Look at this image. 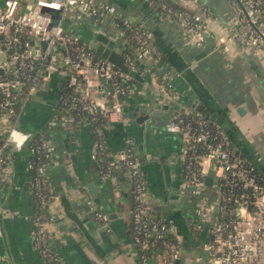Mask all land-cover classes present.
I'll use <instances>...</instances> for the list:
<instances>
[{"label":"crops","instance_id":"1","mask_svg":"<svg viewBox=\"0 0 264 264\" xmlns=\"http://www.w3.org/2000/svg\"><path fill=\"white\" fill-rule=\"evenodd\" d=\"M32 1L21 0L20 11ZM97 1L115 5L119 18H130L150 29L159 52L137 63L131 90L122 98L131 125L112 123L104 128L109 154L118 156L125 148L126 136L133 139L143 162L154 215L178 227L184 251L176 264H207V260L196 261V257L204 254L202 245L210 223L204 224L199 233L192 229L198 220V205L184 182L179 158L181 138L168 132L166 124L179 110L198 107L204 112L219 111L233 122L221 127L243 143L242 149L253 154V161L264 173V58L236 44L226 50L218 43L216 37L232 18L228 0H201L212 14L206 18L210 33L201 46L190 43L182 26L162 15L148 0ZM74 13L65 17L64 28L80 41L90 45V37L103 27L115 33L123 54L133 52L132 45L117 35L119 23L114 17L104 14L77 20ZM2 39L0 60H5L8 54ZM32 45L44 47L45 43L35 38ZM164 67L174 75L175 99H168L162 91ZM67 76L64 69L43 71L31 99L20 110L17 125L21 130L34 136L45 129L59 109ZM108 90L109 84L103 80L93 88L94 96L103 103L102 112L109 104L105 98ZM240 107L242 114L238 112ZM5 126L0 124V140L6 137L2 131ZM49 135L57 152L47 168L52 197L46 211L55 215L49 228L63 264H141L139 248L133 242L129 172L118 167L108 178L99 173V165L92 158L97 135L89 118H84L79 128L65 124L50 130ZM29 145L27 141L21 148L6 149L9 163L0 189V202L5 208L0 220V264H43L33 246L32 222L27 218L35 211ZM217 176L209 171L206 184L210 222L217 209ZM98 211L109 216L108 227L95 217ZM158 252H152L151 263L170 264Z\"/></svg>","mask_w":264,"mask_h":264},{"label":"built area","instance_id":"2","mask_svg":"<svg viewBox=\"0 0 264 264\" xmlns=\"http://www.w3.org/2000/svg\"><path fill=\"white\" fill-rule=\"evenodd\" d=\"M168 19L177 21L196 46L209 36L211 11L201 0H148ZM232 18L216 37L226 50L232 44L252 50L264 58V0H228ZM21 0H0V37L8 56L0 60V124H6V137L0 140V189L8 167L6 149L21 148L30 141L31 166L34 169V213L32 222L33 246L43 264H63L53 244L50 224L55 215L46 211L52 197L47 168L57 152L49 131L65 124L80 127L84 118L94 126L97 139L92 158L99 165V173L110 177L118 167L130 175L133 207L131 209L133 242L139 248L141 264H152V252L159 251L162 259L176 264L183 255L178 227L172 221L154 215L149 188L143 174L142 159L134 141L125 138V148L111 157L104 137V128L112 123L129 127L131 117L124 112L122 98L131 90L137 63L158 55L154 33L130 18H119L117 7L97 0H35L27 2L20 11ZM75 12V18L114 17L119 23L117 35L132 45L133 52L123 54L128 71L98 56L90 45L65 31L64 20ZM39 39L44 47L33 46ZM64 69L67 83L59 99V109L45 129L32 136L17 125L20 110L28 102L43 71ZM162 91L168 99L178 97L174 89V75L162 68ZM103 80L109 84L105 98L107 110L93 94V88ZM168 132L179 135L182 146L180 160L184 168V182L191 198L197 203L198 220L192 229L199 233L207 222L210 227L202 245L204 254L196 261L207 264H264V173L245 153L237 148L221 126L205 116L198 107L177 111L167 122ZM215 171L219 181L214 221L210 222L205 191L209 171ZM0 202V220L4 213ZM95 217L106 227L109 216L96 212ZM2 231L0 230V236ZM158 252V253H159Z\"/></svg>","mask_w":264,"mask_h":264},{"label":"water","instance_id":"3","mask_svg":"<svg viewBox=\"0 0 264 264\" xmlns=\"http://www.w3.org/2000/svg\"><path fill=\"white\" fill-rule=\"evenodd\" d=\"M90 48L93 49V51L100 56L103 59H106L115 65H117L119 68H121L122 71L127 72L128 67L126 65L125 58L123 56V53L120 51L118 46V39H115V33L114 32H107L103 29V27H99L98 30L94 32V34L90 37ZM201 111H204L203 108H199ZM238 112L240 114L243 113V109L240 107L238 108ZM205 116L209 119H211L213 122H215L217 125L222 126L223 123L229 121L228 117L224 114H221L219 111H214V109H210L207 112H205ZM229 123H233L232 121H229ZM228 132V131H227ZM229 134V132H228ZM230 135V134H229ZM232 141L237 147L236 154L238 153H245L250 159H253V154H251L248 150L242 149L243 143L238 142L237 138L230 136ZM258 165V164H256ZM261 169L260 166H258ZM263 172V170H262ZM89 187L92 192H95L93 188V184H89Z\"/></svg>","mask_w":264,"mask_h":264}]
</instances>
